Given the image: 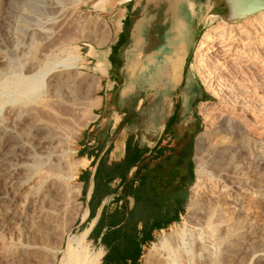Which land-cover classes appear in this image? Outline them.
I'll use <instances>...</instances> for the list:
<instances>
[{"label": "crops", "instance_id": "obj_1", "mask_svg": "<svg viewBox=\"0 0 264 264\" xmlns=\"http://www.w3.org/2000/svg\"><path fill=\"white\" fill-rule=\"evenodd\" d=\"M115 1L93 5L107 15L111 35L89 60L102 70L93 117L77 140L79 198L100 264H124L116 256L129 247L102 241L105 233L136 236L140 259L125 264H141L157 235L182 221L197 179L198 112L211 95L192 66L205 20L188 0H141L125 12ZM126 157L134 158L127 176L98 180L100 167L123 166ZM104 182L114 192L102 197ZM91 206L97 207L92 219ZM103 211L124 213L125 228L104 226L91 234Z\"/></svg>", "mask_w": 264, "mask_h": 264}, {"label": "bare ground", "instance_id": "obj_2", "mask_svg": "<svg viewBox=\"0 0 264 264\" xmlns=\"http://www.w3.org/2000/svg\"><path fill=\"white\" fill-rule=\"evenodd\" d=\"M3 1H7L10 8H12L17 0H0V22L3 19L1 5ZM43 1L44 0H20L28 9L27 15L24 14L25 16L22 17L24 26L36 22V16L44 12L45 8L42 4ZM9 6H7V8H9ZM82 23L81 25H84V22ZM103 28L102 26L97 27L96 29H98V31L96 34L98 35L94 36L95 32L91 30L88 31L89 27H86L87 33H84L85 35L81 37L91 38L93 41L95 40L96 44L102 45L105 43L108 36L107 31ZM81 30L83 31V29ZM34 39H32L31 35L32 43H35ZM34 46L33 44L32 47ZM48 49L30 58L29 63H31L32 71H35L40 63H42L43 59L46 58L45 56L48 54ZM7 63L10 67L15 68L18 64V60L14 54L10 53L9 62L7 61ZM69 65H71V63L68 65L62 64L65 68L67 66L69 67ZM194 66L205 89L209 93L217 95L218 98L220 97L222 101L220 106H216V104L210 105L209 107L203 104L200 105L204 121H207V127L209 124H212L210 122L215 116L218 118L219 116L222 117L221 119L225 120L223 123L226 125V127L224 126L226 129L225 134L220 136L221 138L219 141L225 137L226 141H224L225 138L223 139V143L225 142L224 144H229L232 148L237 147L239 149L237 152H244L243 155L247 164L246 168H240L239 165L236 166V168H238L236 179L238 180L237 189L239 190L238 198L236 199L237 204L240 206L239 212L240 214H245V218L242 219L237 215L238 208L233 206V203L227 202L225 191L218 192V188L216 189V180H213L214 174L222 170V166L220 163H213L211 167L213 168L212 174L209 172L210 174L206 173L205 175L203 172V178L201 179L200 177L193 188L192 199L189 204L190 211L192 214L194 212L193 216L195 215L191 223L192 226L190 228L188 227L189 229L185 231L177 233L176 243L168 241L164 237H160L161 246L167 250V255L165 254L166 257L163 259L165 264L194 263L196 257L194 255V246L196 245L202 250L211 246L217 251L222 248V246H226L227 248L235 246L236 242L244 236L247 230L245 223L249 220L248 217L251 215V212H254V210L259 207V199H264L263 181H260V179L257 181V172L255 170L257 165H255V161L259 159L264 161V9L244 18L240 22L230 23L221 19L217 23L206 28L196 48ZM6 69L8 70V68ZM49 71L51 70H48L46 74H48ZM57 77L62 78L61 76H56V78ZM51 81L54 82L56 80L52 77L50 82ZM24 85L25 83L17 85L15 92L18 94L20 90L22 91ZM30 85L36 86V88L40 86L38 81ZM50 88L53 89L49 94L51 98L55 97L63 89L72 94L80 91L79 82L77 80L73 81L72 78L69 79V77L61 80L58 79L55 84L52 83ZM27 89H24V92L26 90L27 92L30 91V88ZM24 92H20V94ZM29 97L34 100L33 104L37 103L39 105L40 102L42 104V102L45 101L38 91L32 93ZM28 102L30 101L27 100L26 102V97H24V100H20V109H25ZM70 103H72V105L75 104V102ZM52 107L53 106H51V108ZM44 108L43 111H46ZM41 113L39 107H31L26 111L24 110L19 120L15 121L13 127L6 131H1L0 129V179L5 182V203L7 207H3V209H6V212L2 211V216L4 213H7V219L9 221L5 222L8 224H18L16 230L12 231L14 238H10L11 241L9 237H7L8 239L6 237H0V249L11 252L12 264H23L21 259L25 256L33 258L36 264H58L53 254L54 250L49 246L51 244L48 245L46 242L41 243L34 240L21 244L20 238L24 236L25 238L39 236V233L43 231L45 235H50L53 231L52 226L57 220V215L64 209L68 210L66 209L68 208V201H62L61 198L66 195L68 183L75 178V173L73 175L71 173V171H74L72 170V165L67 161L70 154L69 150L72 149H69V142L71 141L70 139H74V137L78 135L80 129L83 128L85 126L84 124L87 122L84 123L82 120V123L79 120L80 118L77 119L70 112L68 114L64 113L61 114L62 120L71 122L72 125V128H70V135L67 136L62 133L51 134L53 131L48 128L47 121L43 120L42 115H40ZM55 130L56 129H54V132ZM64 130H66V124ZM59 132H61V130ZM208 137L209 135L207 132H202L198 136L196 140L198 149L202 148ZM43 164L44 166H48V171H46L47 174H45V176L47 175V179L53 184L50 190H47L43 185L44 181L42 180L43 178L40 170ZM76 167L77 170H79V166L77 165ZM44 179H46V177ZM232 183L234 182H231V184ZM203 196L205 199H203ZM50 202H54L55 205L52 209L51 207L50 209L46 208L47 203H49V205L52 204H50ZM0 205L3 204L0 203ZM3 209L1 208V210ZM65 210L62 212H65ZM65 214H67V212H65ZM67 218L69 217H66V220ZM71 220L68 221L66 225H62L59 229V236H63L62 248L60 250L55 248L57 251L62 252L59 264H99L97 256L91 252L92 250H89L90 247H87L88 245H85L86 234L89 228L81 235L69 236L68 234L69 237L67 239L65 238L66 233L70 232L73 225ZM22 224H28L30 229L26 227V230H22ZM10 227L14 228V226ZM10 230L12 229L10 228ZM59 243L61 244V242ZM259 251L260 253H257L259 254L258 256L264 257V250ZM7 252L5 253L7 254ZM204 253L206 257L201 264L224 263H222L220 254L218 255L216 252H214L216 253L214 255H211L209 252ZM253 257L254 256L251 258ZM10 263L11 262H9V264Z\"/></svg>", "mask_w": 264, "mask_h": 264}, {"label": "rangeland", "instance_id": "obj_3", "mask_svg": "<svg viewBox=\"0 0 264 264\" xmlns=\"http://www.w3.org/2000/svg\"><path fill=\"white\" fill-rule=\"evenodd\" d=\"M6 2L7 1H3L1 4L2 13H3L2 15L3 19L1 20V22L3 24L0 22L1 23L0 24L1 25L0 26V68L2 69L3 67L2 70L0 69V102L2 101L0 103V129L1 131H6L9 128L13 127L15 121L19 120L20 115L24 112V110L26 111L29 108L36 107V106L39 107L40 111L42 112L40 115H42L43 120L47 121L48 128H50V130L53 131L51 132V134H61L62 133V134H66L67 136L70 135V128H72L71 122L63 121L61 118V114H64V113L68 114L70 112L77 119L80 118L79 120L81 122L82 120L84 121V123L87 121L84 124L85 126L80 129L78 135H76L74 139L73 138L70 139L71 143L69 142V146H70L69 149L70 148L72 149L69 150L70 154H69L67 161L70 165H72V170L74 171H71V173L72 175L75 173L74 174L75 178L70 183H68L69 185L67 186L66 195H64V197L61 198L62 201H68L67 202L68 208H66L68 210L64 209L65 212H67V214H65V212H62L64 211L62 210L57 215V220L56 222H54L52 226L53 231L50 235H47V234L45 235V232L43 231L44 233L43 232L39 233V236L37 235L38 237L30 236L28 238L27 237L25 238L24 236L20 238L22 241V242L20 241L21 244L29 242V241H33V240L41 242V243L46 242V244L48 245L51 244L53 247L51 245L49 246L50 248H52V250H54L53 254L55 255L57 259V263L59 264V260L62 257V252L57 251V250H60L63 246L62 245L63 236L61 235L62 233L60 234L61 236H59V232H60L59 229L62 227V225H66L68 221L73 219L71 220V222L73 223L71 230L65 235L66 239L69 236L83 234V232H85V230L89 226V225H86L84 222V219H86L88 216V212H86V207L83 205V203L81 202L79 198V194H80V188H79V183H78V171L79 170H77V167H76L78 165V160L76 157V146H77L78 137L85 130V128L88 126V124L90 123L93 117L92 106L94 104V101L95 100L97 101V94L100 88L98 90L96 89L100 86V83H101V77L94 71V64L90 63L89 60L91 59L90 58L91 55H93L94 53L93 52L94 49L98 50V52H101L102 50L107 48V47L103 48L102 47L103 44L102 45L96 44L95 40L93 41V39L91 38H83L81 36L85 35L84 33H87L86 31L87 29H85L86 27H89L88 31L91 30L95 32L94 36H97L98 34H96V32L98 31V29L96 28L99 26H102L104 27L103 29L107 31V35H108L105 40V43H106L111 35L110 24L107 20V15L105 16L102 13H96L93 11L94 0H44L42 3L45 8L43 12L44 14L42 13V14H39V16L38 15L36 16L35 20L37 23L33 22L32 24L25 25V26L23 24L22 17L27 15L28 13L27 7L23 5V3L20 2V0L15 1L14 6L12 8H10L9 3L7 2L8 3L7 4ZM7 6H9V8H7ZM82 22H84V25H81ZM80 28L83 29V31ZM80 31H82L83 33ZM31 35H32V39L35 38L34 39L35 43H32L33 41L31 42ZM33 44L35 45L34 47H32ZM96 45H98L99 47H97ZM48 46L49 47L51 46V47L49 48ZM47 49H48V52H47L48 54H46L45 56L46 58L43 59L42 63H40V65L35 69V71H32L31 65H30L31 63H29L30 58H32L33 56L41 52H45V50L47 51ZM10 53L14 54L18 60V64L15 68L10 67L7 63V61L9 62ZM70 63L71 65H69V67L67 66L65 68V66H62V64L68 65ZM6 68H8V70ZM48 70H51V71H49V73L46 74ZM69 73H70V76H69ZM56 76H61L62 78H59V77L56 78ZM52 77L55 78L56 81L50 82ZM66 77H69V79L72 78L73 81L77 80L79 82L80 91L72 94L71 92H68L63 89L60 91V93L56 95L57 97L56 96L52 97L53 98L52 99L49 94L51 93V90L53 89H51L50 86L52 85V83L55 84V82H57L58 79L61 80ZM36 81H38L40 86L36 88V86L30 85ZM24 83H25L24 87L22 86L23 90L22 91L20 90L19 93L17 94V92H15L16 86L24 84ZM27 88H30V91L27 92L28 90ZM24 89H27V90L24 92ZM36 91H38V93L42 95V98L45 99V101L42 102V104L41 102L39 103V105L37 103L33 104L34 100L30 99L29 97L30 95H32V93ZM20 92L21 93L24 92L25 94L24 93L20 94ZM210 95H211L210 101L202 103V104L205 105L206 107L207 106L209 107L210 105L212 106L213 104H216V106H220L222 103V101L220 100L221 98L220 97L218 98V96L215 94L210 93ZM24 97H26V102L27 100L30 102H28L27 107L25 109L24 108L20 109L21 108L20 100H24ZM71 99H74V100H71ZM70 102H75V104L72 105V103ZM50 104L51 106H53L52 108ZM43 108L46 111H43ZM200 109H199L200 114L198 112V116H199V121H201L203 125L202 132H207L209 137L208 139L205 140V143L203 144L202 148L198 149L196 145L195 162H196L197 179L191 189V198H190L189 204L192 199V191H193L195 184L197 183L200 177L201 179L203 178L202 173L204 172L206 175V173L211 172L212 174L213 168L211 167L213 163H220V165L222 166L221 168L222 170L216 172L213 178V180L214 179L216 180V181L214 180L216 182V189L218 188L217 189L218 192L225 191L224 193L226 195L227 202L233 203L232 205L238 208L237 215H239L243 219L245 218V214H240L239 212L240 206L239 204H237V199H236L238 198V191H239L237 189L238 180L236 179H237L238 168H236V166L239 165L240 168H246L247 164H246L245 157L243 155L244 152L243 151L237 152L239 150L237 147L232 148L231 145L224 144L225 142L223 143V139L225 137L221 141H219V139L221 138L220 136L225 134V129H226L225 128L226 125L223 123V121L225 120L221 119L222 117L219 116L218 118L214 115L215 117L210 122L213 125L209 124V126L207 127V121H204V117ZM60 111H63V112H60ZM49 121H53V122H49ZM58 123H59V126H58ZM64 123L66 124V130H64V126H65ZM54 129H56L55 132H54ZM60 130L61 132H59ZM56 131L59 133H57ZM202 132H200L199 135ZM224 141H226V138L224 139ZM229 163L230 164L232 163V164L230 165ZM255 165H256L255 170L258 173V174L256 173L257 181H259L260 179V181H263L262 183L264 185V161L259 159L255 161ZM43 167L40 169L42 173L41 175L43 178L42 180L44 181V183H46V184L43 183V185L44 187H46L47 190H50L52 189L53 184L51 181L47 179V175L45 176V174H47L46 171H48V166L46 165L44 166L43 164ZM231 172H233L234 174ZM45 177L46 179H44ZM1 180L2 179H0V203H2L3 205H0V218H1L0 219V237H6V238L9 237V240L11 241V239L14 238L12 231L16 230L18 224L15 225L13 223L11 224L6 223L9 221L7 219V213L6 214L4 213L5 218H4V215L2 216V211L6 212V209H3V207L5 208L7 207L5 203V200H6L5 199L6 188L4 185L5 182ZM231 182H234V183L231 184ZM203 199H205L204 196H203ZM260 199H259V204H258L259 207L256 208L254 212L253 211L251 212V215L248 217L249 220L247 218L248 221H246L245 223L247 230L245 231L244 236L239 241L236 242L235 246L231 248L222 246V248L218 249L217 251L211 246H208L209 248L206 247L205 250H202L201 248H198L196 245L194 246V253H195L194 255L196 256L195 262L192 264H197V263L201 264V262L204 261L206 257L204 255L205 254L204 252H209L211 255H214L216 253L218 255L220 254L222 263L224 262L223 264H264V257H260L258 256L259 254H257V253H260L259 250H264V199L262 198ZM50 204L51 205L47 203L46 208L50 209L51 207L52 209L55 207L54 202H50ZM189 204H188V209L186 211V214L182 218V221L176 224L175 226H172L171 228L160 232L157 235V238L155 239V241L145 248L141 264H165L163 259L167 255V250H165L161 246L160 237H164L166 240L176 243L177 233L185 231L186 229H189L192 226L191 223L195 215L193 216L194 212L192 214V212L190 211ZM1 208L3 210H1ZM66 217H69V218H67L66 220ZM2 222H5V223H2ZM10 226H14V228ZM22 227H21L22 230L23 229L26 230L27 228L30 229V226L28 224L27 225L22 224ZM10 228L12 230H10ZM59 242H61V244ZM85 245L86 246L88 245L87 247H90L89 250L90 251L92 250L91 252H93L97 256L98 263L100 264L101 254L100 252H98V248H96L94 244L92 243V241L89 239L88 233L86 234ZM55 248L56 249L58 248V249L56 250ZM213 251L216 253H214ZM5 252L7 251L0 249V264H9V262H11L10 264H12V261H11L12 259L10 255L11 252L8 251L7 254ZM252 256L254 257L251 258ZM21 261L23 264H36V261L33 258L26 257V256L22 257Z\"/></svg>", "mask_w": 264, "mask_h": 264}, {"label": "water", "instance_id": "obj_4", "mask_svg": "<svg viewBox=\"0 0 264 264\" xmlns=\"http://www.w3.org/2000/svg\"><path fill=\"white\" fill-rule=\"evenodd\" d=\"M141 0H116L113 7L121 12L139 4ZM192 6H199L205 20L204 31L209 26L224 19L230 23L240 22L244 18L264 9V0H188ZM123 15V14H122ZM126 17V16H125ZM128 18V17H126ZM203 31V32H204ZM194 68V64L192 66ZM102 70L94 66L98 74Z\"/></svg>", "mask_w": 264, "mask_h": 264}, {"label": "trees", "instance_id": "obj_5", "mask_svg": "<svg viewBox=\"0 0 264 264\" xmlns=\"http://www.w3.org/2000/svg\"><path fill=\"white\" fill-rule=\"evenodd\" d=\"M203 129L200 130V132ZM129 157V156H128ZM128 157L125 158L124 160V165L123 166H114L112 168L106 167L104 166L101 170L98 169V172L96 173V177H98V180L100 179H105L106 181H112L114 178L118 177V176H123L125 174V176H127L130 166L132 165L134 158L132 157V160L129 163ZM125 171V173H124ZM124 177V176H123ZM104 184V190L102 191L101 195L102 197L106 196L109 192H114V189L109 190L108 189V185L106 182L103 183ZM117 189V188H116ZM109 190V192H108ZM91 208V212L89 215V218L92 219L95 215V209L97 207H90ZM124 213H120L119 211H115L113 213H106L105 211L102 212L96 226L94 227V229L92 230L91 234L95 231V230H101L104 226L107 227V229L109 228H114L116 227L117 229L121 228H125V224L121 225L120 223L124 220ZM120 225V226H119ZM119 226V227H117ZM117 234V232H116ZM107 233L104 234L102 241H106L110 242L111 245L113 246L114 244H118L120 241L122 242V244L125 245H129L128 249L126 250L125 253L117 255V259L120 261H123V263L125 264L127 261L131 260L134 261L135 263L138 262V260L140 259L141 253H140V249H139V241H137L136 236L135 237H123V238H118V237H106ZM91 236V235H90ZM108 255V253L106 254V256Z\"/></svg>", "mask_w": 264, "mask_h": 264}]
</instances>
